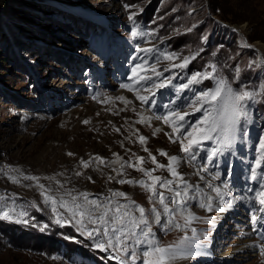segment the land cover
Segmentation results:
<instances>
[{"label":"rangeland","instance_id":"374dc122","mask_svg":"<svg viewBox=\"0 0 264 264\" xmlns=\"http://www.w3.org/2000/svg\"><path fill=\"white\" fill-rule=\"evenodd\" d=\"M185 58L186 67L173 66ZM143 61L144 70L129 79ZM153 64L160 76L151 71ZM196 73L213 78L182 88ZM140 76L150 79L134 83ZM220 78L235 90L245 87L258 94L230 145L215 136L203 140L197 160L189 161L180 143L165 135L171 127L154 117L175 110L188 113V123L202 119L210 106L195 111L197 97ZM161 83L165 86L151 87ZM123 84H132L134 91ZM262 85L264 0H0V215L11 217L0 218V264H120L114 257L122 253L97 247L106 245L107 237L88 235L98 225L86 220L81 225L60 206L61 199L71 203L69 192L80 200L86 193L100 202L129 204L136 217L132 201L145 210L155 206L160 224L146 212L154 239L176 253L167 264H219L218 253L234 249L246 231L255 252L241 264H264V205L258 196L264 191ZM142 117L147 122L139 123ZM197 138L199 133L191 139ZM145 147L162 165L169 156L178 157L183 179L205 186L187 197L186 209L193 214L188 209L182 215L164 214L157 198L149 201L150 192L119 183H151L130 163L176 179L166 168H156ZM201 166L207 171H199ZM217 187L222 198L213 191ZM156 190L164 191L166 203L173 195L159 185ZM211 199V209L201 207ZM173 218L180 228L169 223ZM196 251L211 255H188Z\"/></svg>","mask_w":264,"mask_h":264},{"label":"snow or ice","instance_id":"6c2138e0","mask_svg":"<svg viewBox=\"0 0 264 264\" xmlns=\"http://www.w3.org/2000/svg\"><path fill=\"white\" fill-rule=\"evenodd\" d=\"M125 7L131 8L134 6L125 5ZM134 15L135 13L130 14L129 20H132ZM137 34L138 33L135 30H133L131 33L133 37H136ZM165 58L172 60L175 57L168 55ZM145 63H147V61H143L141 64L136 65L132 69V76L129 77V79H133L138 75V69L144 70ZM188 63V58H185L180 65L173 66L186 67ZM150 67L151 71L155 73L156 76L161 75L160 72L156 71L154 64ZM165 71H168V69H165ZM198 78L212 79L213 76L212 73H207L204 75L201 73H196L191 77L187 84L182 85V88H188L190 84L198 83ZM148 79H150V77L140 76L139 80H135L134 83L138 84L141 81ZM121 86L128 89L129 91H134L132 84H123ZM164 86L165 85L161 83L159 85L153 84L151 87ZM261 87H264V85ZM148 90L149 89L146 87L145 91ZM257 94L258 90L250 91L245 87L235 90L227 80L220 78L215 80L214 88L201 92L197 97V103L199 104V107H196L195 111L204 112V106H210L203 115L202 119L194 123H188L185 121V117L188 115V113H181L175 110H171L163 115H156L154 118L171 127L172 132L165 133V135L169 137L172 143L179 142L181 145V151L187 155L188 160L195 162L197 160L199 145L203 140H211L215 136L219 137L226 145H230L232 143L237 132L243 130L239 127L241 124V118L243 117L245 120H247L249 115V102L253 101ZM136 95L137 98L143 103H148L147 97L140 96L138 92ZM118 99L123 101L126 105L131 103L130 101L124 100V97H119ZM173 117L175 119H173ZM147 120L148 118L142 117L138 122L145 123ZM85 123H87V121H85ZM159 131H162V129L157 128L155 130V132ZM197 133H199V138L191 139ZM138 139L141 144L146 143L145 137L140 136ZM186 140L188 141L187 144H185ZM260 148L264 149V141L260 143ZM143 150L148 152L147 147H145ZM158 152L161 156H168V154L163 150H158ZM68 155L71 156L73 153H68ZM148 155L152 163L156 164V168H166L172 177H175L181 182V184H178L176 188H179L181 185H183V193L172 187L174 183L173 180L162 178L160 176H154L153 172H155L156 169L146 170L143 167H138L137 165L131 163L129 164V167H134L136 170L143 172V174L149 178L151 183H147L144 180L131 181L123 179L120 180L119 183H135L139 185L151 193L149 196L150 202L153 200V198H157V202L162 206V211L164 214H172L175 212L182 215L186 211L187 206V199L182 197H187L188 188L194 186L189 185L188 182L185 181L182 175L177 171L176 165L179 158L176 156H169L168 164L162 165L157 162L156 157L152 155L151 152H148ZM96 159L99 160L100 163L104 162L102 158L97 157ZM136 159L142 164L145 158L137 157ZM82 163L84 167H88V162L82 161ZM257 166H259V161L257 162ZM121 167H123V165H121ZM199 171H207V168L201 166ZM77 175H79V173H77ZM26 178L35 179L34 177ZM252 178L255 179V175H253ZM109 179H112V177H109ZM157 185H159L161 189H166L167 191L173 193L171 197L167 198L168 203L165 202L166 197L164 191L158 192L156 190ZM41 187H43V185H41ZM209 187H212V185L209 184ZM261 187L264 188V184H262ZM213 191L216 192L217 196H220L221 198L224 195L221 193L218 187L213 188ZM67 195L71 196V203L69 204L68 202L61 199L60 206L66 208L74 219L79 217V219H77V223L83 225L86 220L89 224L98 225V227H94L91 231H89L88 235L90 237L93 235H103L104 237H107L106 245L105 243H98L97 247L101 249H105L107 247L108 249H112L113 252L122 253V256L114 257L120 260V264H128V262L135 264L137 260H139L141 264H167V261L175 257L176 253L172 246L162 247L156 243L145 208L135 205L134 201H132L131 204L135 206V211L139 213L138 217L132 214V208H130L129 204H119L111 200H109L107 203L100 202L97 199H89L88 194L86 193L80 194L82 200H80V198L77 196H72L70 192L67 193ZM113 196L128 199L127 195L123 192H114ZM258 196L260 197V205H264V191H260ZM47 199L51 200L53 204L56 203V200L53 197L49 196ZM170 204L176 205V208H171ZM201 207H208L211 209L210 204H201ZM220 210L222 211L223 208ZM148 214L154 218L155 223H161V212L158 211L155 206L148 210ZM0 218L11 219L8 212H3L2 215H0ZM192 218L194 219L195 217ZM23 222L27 223V221ZM59 222L60 221L57 220V223ZM253 222H257L256 216H253ZM169 223H171L176 228L181 227L179 223L175 222L174 218L170 219ZM188 223H190V220L186 218L185 226H187ZM253 230L255 231L256 229L254 228ZM261 254H264V249H262ZM125 257L127 258L126 260Z\"/></svg>","mask_w":264,"mask_h":264},{"label":"bare ground","instance_id":"6f19581e","mask_svg":"<svg viewBox=\"0 0 264 264\" xmlns=\"http://www.w3.org/2000/svg\"><path fill=\"white\" fill-rule=\"evenodd\" d=\"M260 49V48H259ZM86 162V161H85ZM84 171V170H83ZM183 176V175H182ZM174 183L172 185L173 188H175L176 190H179L183 193L184 191V187L183 185H181L179 188H176V186L178 184H181V182L177 179H174L173 180ZM205 181V180H204ZM201 182V181H200ZM189 185L191 186H194V187H189L188 188V195L187 197H192L194 195H197V193L200 191V189H203L205 188V186L201 185L200 183L197 185V184H190ZM202 191V190H201ZM205 192V191H204ZM143 195V194H142ZM187 197H182V198H185L187 199ZM196 197V196H195ZM207 197V196H206ZM199 198V197H198ZM148 199V198H147ZM200 199V198H199ZM216 199V198H215ZM188 200V199H187ZM145 201V200H144ZM143 201V202H144ZM234 201V200H233ZM206 203V202H205ZM221 203V202H220ZM146 204V203H145ZM206 204H215V202L211 199L209 201H207ZM231 204V203H230ZM236 204V203H235ZM147 205V204H146ZM200 205V204H199ZM223 205V204H221ZM147 208V207H146ZM151 208V207H150ZM149 208V209H150ZM228 208V207H227ZM234 208V207H233ZM148 209V210H149ZM188 209V208H187ZM186 209V210H187ZM146 210V212L148 211ZM188 214L191 215L193 214V210L191 209H188ZM153 222V221H151ZM250 233L249 231H246L242 236H240V240H239V245H237L234 249L230 248L228 249L227 251H223V252H219L218 253V261H219V264H241L242 262H244L245 260H248L250 258L251 255V252H255L254 250V247L252 246V244H250ZM211 252H204V253H200V252H192V253H189L188 255L189 256H207V255H211L210 254Z\"/></svg>","mask_w":264,"mask_h":264}]
</instances>
